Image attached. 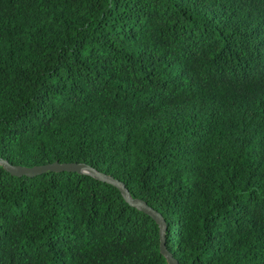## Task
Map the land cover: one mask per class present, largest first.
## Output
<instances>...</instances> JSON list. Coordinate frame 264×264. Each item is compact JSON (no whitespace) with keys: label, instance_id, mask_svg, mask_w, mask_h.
<instances>
[{"label":"trees","instance_id":"1","mask_svg":"<svg viewBox=\"0 0 264 264\" xmlns=\"http://www.w3.org/2000/svg\"><path fill=\"white\" fill-rule=\"evenodd\" d=\"M0 158L118 179L179 264H264V0H0ZM158 230L0 165V264H169Z\"/></svg>","mask_w":264,"mask_h":264},{"label":"water","instance_id":"2","mask_svg":"<svg viewBox=\"0 0 264 264\" xmlns=\"http://www.w3.org/2000/svg\"><path fill=\"white\" fill-rule=\"evenodd\" d=\"M0 165H2L9 173L16 176H34L48 171H68V172H77L90 175L100 181H103L107 184H110L116 187L120 193L122 194L125 201L135 207L136 209L142 211L143 213L149 215L154 221L158 224L159 230V239H160V252L166 257L169 264H179L177 260L172 256V254L166 249L165 245V223L161 215L149 207L143 200L139 198H133L129 195L128 190L124 186V184L118 179L106 175L102 172L95 170L93 167L85 164V163H59L57 161L52 163H46L43 165L33 166V167H22L19 165H12L8 163L6 160L0 158Z\"/></svg>","mask_w":264,"mask_h":264}]
</instances>
